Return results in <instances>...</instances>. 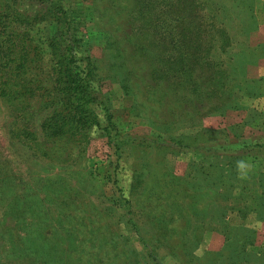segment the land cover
<instances>
[{
	"label": "rangeland",
	"instance_id": "obj_1",
	"mask_svg": "<svg viewBox=\"0 0 264 264\" xmlns=\"http://www.w3.org/2000/svg\"><path fill=\"white\" fill-rule=\"evenodd\" d=\"M60 4L116 133L39 147L0 99V264H264V0Z\"/></svg>",
	"mask_w": 264,
	"mask_h": 264
},
{
	"label": "trees",
	"instance_id": "obj_2",
	"mask_svg": "<svg viewBox=\"0 0 264 264\" xmlns=\"http://www.w3.org/2000/svg\"><path fill=\"white\" fill-rule=\"evenodd\" d=\"M50 1L44 0L43 10L34 15L14 12L8 3L0 4V99L17 105L14 114L19 134L39 147L44 141L38 133L59 135L70 144L83 145L92 127L100 129L111 143L116 130L105 106L104 122L94 112L101 102L92 89V60L76 35L77 22L60 0ZM11 24L21 26V31L10 29ZM39 24H45L44 48L28 35L27 27ZM36 97L40 99L38 109L45 110L38 130L30 126L36 112L30 103ZM58 102L60 109L54 107Z\"/></svg>",
	"mask_w": 264,
	"mask_h": 264
}]
</instances>
